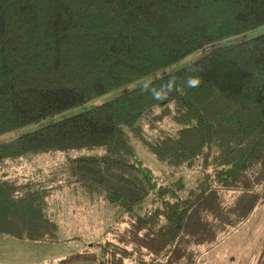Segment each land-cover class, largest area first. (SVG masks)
I'll list each match as a JSON object with an SVG mask.
<instances>
[{"label": "trees", "instance_id": "obj_1", "mask_svg": "<svg viewBox=\"0 0 264 264\" xmlns=\"http://www.w3.org/2000/svg\"><path fill=\"white\" fill-rule=\"evenodd\" d=\"M263 26L264 0H0V136L126 88L0 145V238L47 241L56 223L44 205L53 188L2 173L1 164L102 150L72 160L78 184L56 187L67 199H85L89 188L107 199L106 227L117 221L125 247L98 253L96 243V264H138V248L155 258L147 264H208L222 240L241 242L264 201V34L247 35ZM165 118L173 131L158 126ZM146 126L155 139L145 138ZM137 143L179 168L178 179L156 175ZM255 263L264 264V249Z\"/></svg>", "mask_w": 264, "mask_h": 264}, {"label": "rangeland", "instance_id": "obj_2", "mask_svg": "<svg viewBox=\"0 0 264 264\" xmlns=\"http://www.w3.org/2000/svg\"><path fill=\"white\" fill-rule=\"evenodd\" d=\"M262 34H264V26L248 33L247 35L251 38ZM199 55L200 53H196L194 55L192 54L180 63L173 65L168 69L131 84L127 87V89L130 90L132 88L139 87L162 77L164 74L174 72L193 62ZM125 89L126 88L114 91L89 103L35 122L20 130L1 135L0 145L8 143L25 133L34 132L66 118L85 112L102 104L103 102L109 101L123 94ZM158 126L168 131H173L176 128V125L168 118L158 122ZM155 137H157L156 128H149V126H146L145 138L147 140H153ZM136 148L143 163L151 168L156 175L165 176L170 172H173L170 175L171 183L178 179L180 175L179 168L173 169L167 164L158 162L153 155L147 151V147L141 143H137ZM102 152V150H71L65 152H54L50 154L26 156L17 160L9 159L6 160L4 165L1 164V166H3L1 171L2 173L6 172L13 178L18 177L20 181L39 179L41 182L46 184V187L53 188L50 193L45 196L44 205H46L45 211L48 217H50L48 213L51 208V211L53 212L52 220L56 223L53 231L51 230L48 233L47 241H22L17 238L7 236L1 237L0 264H96L94 260V253L96 252L94 246H96V243L98 244V253L101 252V247L103 246H108L110 248V252L115 249H123V247H125L122 243H120L122 237L121 231H115L117 221L110 225V229H107L106 227V224H108L112 218L107 215L106 211H110V213H112V211L111 208H108V201L103 197L102 193L97 192L96 189L92 190V188H89L90 190L84 189L85 191L81 189L82 194H87L84 197L85 199L81 198L80 194L78 195V198H75L74 196V198L72 197L71 199H67L65 196L67 192H59L58 188L56 189V187L61 186V184H67L66 187L78 184L73 180L70 181L71 178L68 174V172L71 171V162L73 159L83 154H99ZM68 169L69 171H67ZM184 181L187 187H193L195 183V176L190 172L185 173ZM57 193L61 195L60 199H56ZM259 193L263 198L264 185L259 187ZM243 199L244 198H242L241 201L251 200ZM227 203L233 205L234 200L228 199ZM247 210L248 209L243 210V212L246 213ZM250 215L251 219L249 225H251V227H248V233L240 236L242 241L239 242L238 238L235 236L230 241L222 240L219 243L222 244L220 246L222 250L219 248L216 249L217 251H213L215 253V258H212L211 262L208 264H256L255 261L259 258L262 250L264 249L263 199L260 200V202H256L254 208L250 212ZM146 234L147 231L144 230V238L147 237ZM77 237L81 239H77ZM116 251L119 252L118 250ZM137 252L138 255L136 254L134 256L136 257L138 264H147L146 261L151 262L155 259L147 256V251L144 249L138 248ZM213 252L211 251L209 255ZM221 254V261L217 263L216 261L214 262V260L218 259ZM203 257H205V255Z\"/></svg>", "mask_w": 264, "mask_h": 264}, {"label": "crops", "instance_id": "obj_3", "mask_svg": "<svg viewBox=\"0 0 264 264\" xmlns=\"http://www.w3.org/2000/svg\"><path fill=\"white\" fill-rule=\"evenodd\" d=\"M78 233H80V232H78ZM6 237V236H5ZM8 237V236H7ZM25 241H28V240H25ZM61 263V262H60ZM61 264H65V263H61Z\"/></svg>", "mask_w": 264, "mask_h": 264}]
</instances>
